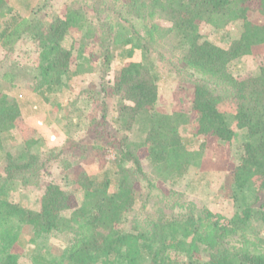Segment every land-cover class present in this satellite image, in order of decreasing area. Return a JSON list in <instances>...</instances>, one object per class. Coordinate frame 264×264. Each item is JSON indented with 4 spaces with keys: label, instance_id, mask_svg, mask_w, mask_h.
Segmentation results:
<instances>
[{
    "label": "trees",
    "instance_id": "16d2710c",
    "mask_svg": "<svg viewBox=\"0 0 264 264\" xmlns=\"http://www.w3.org/2000/svg\"><path fill=\"white\" fill-rule=\"evenodd\" d=\"M253 9L260 13L261 21H246L243 37L227 48L200 41L199 21L223 29L237 19H247ZM126 12L147 18L142 32L125 15L114 24L107 23V31L98 37L85 8L75 1L67 5L63 16L46 22L38 17L24 18L6 0H0V44L6 47L9 40L17 41L22 36L40 44L38 63L33 67L40 87L63 86L77 45L83 38L98 40L101 62L95 72L100 75L101 88H89L86 93L103 102L104 121H89L80 103L74 101L64 123L70 132L83 130V139L100 128L102 136L106 132L109 106L103 78L113 62L118 57H132L136 49L147 50L146 43L162 33L175 44L187 66L201 75H219L230 62L264 44V0H131ZM161 15L170 26L162 27L150 20ZM259 62L258 75L237 78L232 83L235 111L225 109L224 101L231 98L216 94L204 83H198L194 92L197 135L231 142L239 140V130L247 131L241 140V159L232 176V196L243 220H264V203L255 207L260 190H264V57ZM155 64L144 60L119 69L113 83L116 157L103 174L91 176L80 169L70 176L82 195L80 201L69 191V183L63 186L50 182L38 208L19 202L16 195L20 190L15 183L24 182L27 169L36 167L39 150L33 149L37 141L24 140L26 149L20 156L0 151V163L5 165V175L0 177V264H20L19 241L25 225L33 229L30 241L34 244V264H264V250L257 241L246 247L230 246L228 238L239 228L213 220L208 210L195 211L192 204L188 210L172 214L160 206L156 214H148L144 223L130 220L137 207L139 176L146 177L141 159L144 150L154 172L164 179L181 178L202 163V151L192 148L181 133V127L190 121L188 113H167L156 108L160 73ZM88 72H94L93 67ZM76 111L81 119L72 124ZM21 115L19 105L2 95L0 147L4 131H19L15 123ZM52 236L63 239L61 249L58 244L52 246ZM202 251L209 254L206 261L196 258ZM172 252L185 259H178Z\"/></svg>",
    "mask_w": 264,
    "mask_h": 264
},
{
    "label": "rangeland",
    "instance_id": "374dc122",
    "mask_svg": "<svg viewBox=\"0 0 264 264\" xmlns=\"http://www.w3.org/2000/svg\"><path fill=\"white\" fill-rule=\"evenodd\" d=\"M74 1L76 5L85 8L90 25L94 26L98 37L107 31V23L114 24L119 17L125 15L139 32H142L148 21L147 18H139L137 14L126 12L131 0H6L24 18L38 17L46 22L59 15L63 16L67 5ZM144 17L150 18L146 14ZM152 19L150 20L162 27L170 26V22L162 15ZM246 21L260 22L261 15L253 9L247 19H237L223 29H216L209 23L199 21L197 32L201 42L209 41L227 48L234 40L243 37ZM83 39L75 48L71 71L65 76L63 86L51 89L40 87L39 80L35 78L36 72L33 67L37 66L41 49L38 42L28 36H22L17 41L9 40L6 47L0 44V98L5 95L15 101L22 113L15 123V129L21 133L14 130L4 131L0 151L3 153L9 151L13 156H20L26 149L24 141L26 139L37 141L33 151L39 150L36 167L27 169L29 171L24 176V182L15 183L16 188L20 190L16 199L31 208H38L47 184L51 182L63 186L69 183V191L72 195L76 194L77 200L80 201L82 195L70 176L74 177L80 169H84L91 176L103 174V171L111 167L116 157L117 148L114 144L116 126L113 118L117 110L113 83L119 69L132 62L154 61L160 73L156 108L167 113H188L190 121L181 127V133L192 148L202 151V163L199 167H192L181 178L164 179L154 172L145 158L144 150L141 159L146 177L139 176L137 207L133 210L130 220L144 223L148 214L150 212L156 214L160 206L166 213L172 214L186 211L192 204L195 211L208 210L213 214V220L219 219L224 225L232 224L239 228L236 234L229 236L230 246L246 247L254 240L264 250V220H257L255 217L243 220V214L232 196L233 170L240 162L243 152L241 140L247 131L239 130V140L231 142L219 141L211 135H197L195 132L198 114L194 110L195 87L198 83H204L216 94L231 98L224 101L225 109L235 111L236 100L232 98L234 95L232 83L237 78L243 79L259 74V61L264 57V44L252 47L248 55L230 62L219 75H201L187 66L175 44L170 43L167 34L162 33L155 41L146 43L147 50L136 49L132 57L125 59L118 57L113 62L110 71L103 78L108 88L106 102L109 108L104 128L106 132L103 131L102 136L100 128L93 135H89V138L83 139L86 136L82 133L83 130L70 132V129L64 126L69 118L68 113L73 109L71 105L74 101L80 103L86 119L91 121L96 118L104 121L103 102L91 98L86 93L89 88H101L98 87L100 75L95 72L101 62L98 40L93 42L87 38ZM144 41L146 40H142V43ZM91 67L94 72H88ZM73 118L72 124L81 119L77 111ZM260 174L259 180L262 177ZM4 175L5 165L0 163V177ZM259 197L255 207H260L264 203V190H260ZM33 236L32 227L25 225L19 241L22 250L20 264H34V244L30 241ZM49 241L52 246L60 245L61 249L62 238L52 236ZM172 254L178 259H185L176 252ZM196 258L206 261L209 254L202 251ZM143 264L151 263L145 261Z\"/></svg>",
    "mask_w": 264,
    "mask_h": 264
}]
</instances>
